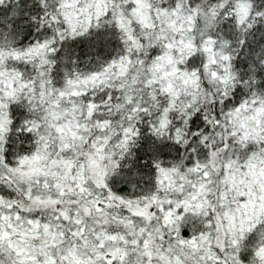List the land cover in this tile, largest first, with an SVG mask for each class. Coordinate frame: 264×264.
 <instances>
[{
	"label": "snow or ice",
	"instance_id": "6c2138e0",
	"mask_svg": "<svg viewBox=\"0 0 264 264\" xmlns=\"http://www.w3.org/2000/svg\"><path fill=\"white\" fill-rule=\"evenodd\" d=\"M80 3L60 0L47 15L38 7L37 19L45 27L65 26L73 38L94 23L111 25L123 47L87 71L61 78L46 72L55 40L16 47L15 35L27 31L18 9H12L11 30L0 35V264H264V92L251 91L255 78H264L257 62L240 77L247 80V97L224 114L222 129L220 116L210 118L221 130L198 132L187 143V161L179 154L186 137L177 125L172 144L148 146L149 162L141 166L147 179L140 169L133 175L134 167L125 168L130 148L147 128L136 122L151 115L139 94L143 89L169 81L159 89L169 99L151 123L154 132L172 127L169 117L179 93L169 77H187L178 65L198 49L185 33L201 17L207 28L224 17L252 29V14L259 11L255 0L196 8L172 0L155 9L150 0ZM141 29L147 31L138 35ZM53 31L63 39L64 33ZM168 33L180 39H169ZM142 40L152 50V76L143 81L139 72L130 76L134 58L145 64L133 56L144 51ZM215 43L202 41L199 50L214 53ZM209 59L216 63L214 54ZM221 60L225 74L211 75L225 85L227 96L237 77L232 56ZM21 63L33 65L35 78L17 69ZM163 65L171 70L158 76ZM149 96L159 107L155 93Z\"/></svg>",
	"mask_w": 264,
	"mask_h": 264
},
{
	"label": "clouds",
	"instance_id": "9594fccd",
	"mask_svg": "<svg viewBox=\"0 0 264 264\" xmlns=\"http://www.w3.org/2000/svg\"><path fill=\"white\" fill-rule=\"evenodd\" d=\"M60 0H3V5L0 6V35L11 30L13 23L12 9H18L23 12L26 18L23 20V25L27 31L20 32L15 35V46L24 48L40 39L41 42L45 38L48 40H55L53 47L55 52L49 57L51 60V68L45 67V71H50L53 78H61L64 73L75 74L76 70L87 71L101 61L108 58V54L115 52L123 47V42L119 37L112 35L111 25L106 21H102L100 27L97 28L95 23L92 28L83 36L73 38L67 29L62 25H51L45 27L41 25L37 15V9L45 15L53 13L59 8ZM154 9L155 7H166L172 3V0H150ZM223 2L225 4L231 3L232 0H184L185 8H196L197 6L205 7L209 4H217ZM47 5L45 8L44 6ZM84 7V0H81L79 5ZM256 9L259 11L253 12V28L241 29L229 23L227 19L221 17L217 20L214 26L207 28L203 17L199 19V24L189 33H185V38H191L198 45L197 51L191 55H186L183 58V63L178 65L180 73H187L188 76L177 74L169 77L173 88L179 93V98L176 101L177 107L173 114H170L171 129L159 130L154 132L152 130V123L159 119V113L162 107L167 103L169 97L166 94L159 92L160 87L166 85L169 81H162L154 85L152 88L143 89V84L138 85V89H143L140 95H143L144 101L151 111L150 116H141L136 122L138 127L147 128L143 136L137 137L136 142L130 148L129 162L125 164V168L134 167L133 175H137L136 169H140L147 179V169L141 166L147 165L149 162L148 146L155 142V146L160 147L165 144H172L174 137V129L177 125L182 129L183 135L186 137V143L179 146V154L185 161H187V143H192L196 134L204 133L207 129L208 134L218 132L223 128L224 114L232 110V106H239V101L247 97L248 88L243 87L247 80H241L240 77L248 72L249 66L253 62H257L258 68H264V17L260 16V12H264V0H255ZM222 11V10H221ZM227 15V14H225ZM47 22L45 21V24ZM161 24L156 23L155 32L160 31ZM54 29H58L59 33H64L63 39L58 34H54ZM147 31L141 29L140 33ZM169 39H180L179 35L168 33ZM212 39L216 43L214 45V53L204 54L199 50V45L202 41ZM246 41L248 47H244L240 42ZM145 44V49L142 52L133 53L134 57H139L145 60L143 67L135 63L130 70V76L136 75L139 72L140 79L146 80L151 78L152 74L148 72L150 66L149 57L152 50L147 47L148 41L142 40ZM167 41H162L166 43ZM225 44L228 46L225 47ZM159 51V48L157 49ZM145 52L148 55H145ZM215 55L216 63L212 64L209 56ZM222 55L232 56L233 75L237 77L234 81L236 87L230 83L227 87L229 89L228 95L225 96V85L221 84L219 79L213 80L212 72H217L219 75H224V68L227 66L221 60ZM178 59L180 58L177 54ZM39 63V61H37ZM205 65H208L205 68ZM17 69L26 73V78L31 76L35 78V70L33 65L17 64ZM166 65L161 67L160 73L162 75L165 71H170ZM11 71V68H9ZM195 73V76L192 74ZM193 79L198 81L197 84L187 83L186 81ZM262 77L257 76L255 83L251 86L252 92H264V89L259 88ZM119 84V81H116ZM237 88L240 90L238 91ZM155 93L159 101V107L155 102L150 101L149 94ZM250 98V97H249ZM191 104V110L188 116H184L185 107ZM220 116L221 129H214L210 122V118ZM199 117V119H197ZM187 121V125H185ZM195 146V145H193ZM167 151V149H165ZM164 160L165 157H160ZM171 159V157H167Z\"/></svg>",
	"mask_w": 264,
	"mask_h": 264
}]
</instances>
